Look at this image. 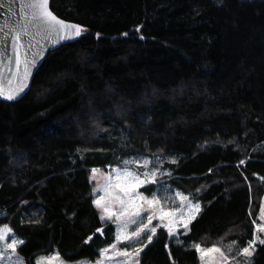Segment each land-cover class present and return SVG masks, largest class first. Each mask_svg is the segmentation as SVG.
<instances>
[{
  "label": "trees",
  "instance_id": "1",
  "mask_svg": "<svg viewBox=\"0 0 264 264\" xmlns=\"http://www.w3.org/2000/svg\"><path fill=\"white\" fill-rule=\"evenodd\" d=\"M50 7L84 31L45 55L21 98L0 99V225L24 242L18 254L97 259L114 230L93 203L91 168L140 154L164 158L163 179L201 210L179 242L158 228L139 264H200L191 242L231 245L237 259L264 196V0ZM240 264H264V244Z\"/></svg>",
  "mask_w": 264,
  "mask_h": 264
},
{
  "label": "snow or ice",
  "instance_id": "2",
  "mask_svg": "<svg viewBox=\"0 0 264 264\" xmlns=\"http://www.w3.org/2000/svg\"><path fill=\"white\" fill-rule=\"evenodd\" d=\"M25 7L30 9V21L29 23H34L35 26L41 30L45 36L51 38L52 36H57L60 39H74L79 37L84 31L83 27L79 24L70 23L63 19L58 18L50 9H49V0H25ZM29 35L28 26L27 24L21 26L15 31V35L13 36V40L16 41V48H17V70H19V65L21 63L24 64V76L25 78L30 74V65H34L36 63L35 58L31 61L27 59V54H25V59L21 61L20 53L18 51L19 48H23L24 45L20 44L19 41L21 40V35ZM99 35V34H97ZM126 35V34H125ZM3 54L0 53V56ZM9 87L6 89L2 80H0V97H3L7 100H14L20 92L23 91L24 85H18L17 87H11L12 81H8ZM135 163L139 164V161H134ZM125 165L129 163V161H124ZM175 163V161H173ZM243 163V161H241ZM149 164L148 160H145L143 163L144 167H147ZM93 173L92 179H95V173L99 171L98 169H92ZM156 169L152 170L151 172H144L141 178V174L134 173L130 171L127 167L124 169H115L116 172V181L115 185H106L105 186V193L106 196H101L98 199L94 200L95 205L97 208L101 209L103 215H101L100 219L103 221L105 216L109 219L112 217L116 218L117 222V236L116 239L118 242L125 241V242H133V241H140L141 236L144 235L145 239L149 243L152 242L153 236L156 235V227L149 228L148 226L152 223V220L156 218V211L159 212V219L163 222L167 220V223L163 224V227L167 229L169 237H172L177 231V224L182 223L184 229H188L189 224L192 220L195 219L196 215L200 212V204L193 203L187 196H184L182 193H176L177 196L180 197L181 201H188L187 205V217L184 216L183 211L181 208L184 206L182 205L181 208L176 210H169L165 211L164 208L160 205L159 199L155 194L151 200L147 197L143 196L142 194L137 193L136 196L131 195L136 188L144 185L148 182L149 177H151V182L156 183ZM118 189L119 193H116L115 190ZM94 191H96L94 189ZM122 194V195H121ZM137 200L145 201L150 207L156 206L154 208L153 214L148 217L147 224H139L137 228L132 231L128 232L127 228L129 224H137V220L134 217H140L141 211L143 210V205L137 203ZM118 202L120 204V211L114 212L112 210V203ZM180 212L179 217L177 216V212ZM261 219L264 220V208L261 209ZM256 224V221H253ZM257 231L259 233H264V224H256ZM97 232H101L102 229H96ZM12 232V229L8 225H4L0 228V241H6L9 238V234ZM150 233V234H146ZM89 240L92 237L88 238ZM259 242L260 244H264V237L261 235H255L254 239L248 241V246L244 247L241 250V254L250 257L255 250L256 243ZM22 240L12 239L11 243L7 244V247L12 249L13 252L16 251L18 244H23ZM235 243V242H233ZM112 249L116 251L117 245H111ZM167 247V245H165ZM196 250L201 254V259L203 260L205 257H210L209 264H220L213 255L214 253H219L224 260L227 259L224 252L217 246H213L211 248L201 247L200 244H194ZM142 251V249H141ZM108 249L102 250V255H106ZM117 255L130 257L132 253H129L127 248L122 250L116 251ZM136 255L139 254L137 251ZM169 256H171V252H169ZM111 259V257H108ZM63 264L60 261L59 254H55L53 256H49L46 258H42L37 264ZM97 264H103V261H98ZM175 264V262H173Z\"/></svg>",
  "mask_w": 264,
  "mask_h": 264
},
{
  "label": "rangeland",
  "instance_id": "3",
  "mask_svg": "<svg viewBox=\"0 0 264 264\" xmlns=\"http://www.w3.org/2000/svg\"><path fill=\"white\" fill-rule=\"evenodd\" d=\"M145 160L149 161V164L147 167L143 166V163ZM164 160H165L164 158H161L158 156H148V155L137 154V155H133V156H129V157L125 158L124 160L121 161V163L119 165H110V166H106V168H98V167L91 168V170L92 169H98L99 170L95 173V179L94 180L92 179V176H93L92 171L90 174V180L93 183V191H92L93 203H94L95 199H98L101 196H106V193L104 191L106 185H109V184L115 185L117 183V181L115 179V177H116L115 169H117V168L124 169L125 167H127L130 171H132L134 173L141 174L142 179L144 178L142 176V174L144 172H151L152 170L156 169L158 171H157L155 179H156V185H158V186H157V188L153 194H155L157 196V198L159 199V202H160L159 206H162L165 211H169V210H176L178 208H181V206L183 205L184 207L181 208V210L183 211L184 216L187 217V215H188V212H187L188 201H181L180 197L177 196L176 193H182L184 196H187L189 198V200H191L193 203H197V201L193 200L191 197H189V195L181 192L180 190L173 188L169 183H167L166 179H163L166 175L169 174V170L162 166ZM167 160L173 161L174 159L171 157H167ZM124 161H129V163L127 165H125ZM134 161H139V164L135 163ZM151 183H152L151 177H149L148 182H146L144 185L140 186L139 188H136L135 191L131 195L136 196V194L139 193V194H142L143 196H145L140 191V188L143 186H146L148 184H151ZM94 189L96 191H94ZM115 192L119 193V190L116 189ZM153 194L146 195L145 197H147L149 200H151L153 197ZM136 202L143 205V210L141 211L140 217H134L137 220V224H129L128 225V228H127L128 232L134 231L137 228V226L141 223L147 224L148 223V217L153 214L154 208L156 207V206L150 207L145 201H142V200H137ZM94 205H95V203H94ZM95 207L98 210L99 215L101 217V215H103L102 210L97 208L96 205H95ZM262 208H264V196L262 198L260 210H259V214H258V218H259L260 222H258L256 224H264V220L261 219V209ZM112 210L114 212L118 213L120 211V204L118 202H113L112 203ZM155 215H156V218L152 220V223L148 227L149 228L156 227V231L158 228L161 227L167 231V229L163 227V224L167 223V220L162 222L159 219L158 210L156 211ZM179 215H180V212L178 211L177 216L179 217ZM102 222L103 223H109L112 225L113 230H114L113 241L111 243L103 245L100 248L99 256L97 257V259H95V260H84L83 259V260H79V261H75V262H69V261H65L64 259H62L57 250H52L50 252L40 253L39 255H37L35 260H34L35 264H37V262L40 261L42 258L53 256L57 253L59 254L60 261L63 262V264H97L98 261H103V264H139V254L141 253V249L143 250V248L146 246V244L149 243L147 241V239H145L144 235L141 236V240L138 242L137 241H133V242L120 241V242H118L116 239V236H117L116 218L112 217L111 219H109L107 216H105V219ZM4 225H6V224L0 225V228H2ZM186 231H187V229L183 228L182 223L177 224V231L172 237H175V241L179 242L180 240L178 239V236H179L180 232H186ZM146 234H150V233L146 232ZM255 235H261L262 237H264V233H259L257 231L256 225H255ZM12 239L22 240L21 238H19V236H17L12 231L9 234L8 240L0 241V264H26L24 259L20 256V254H18L17 248H16V251L13 252L12 249L7 247V244L11 243ZM113 244L117 245L116 251L127 248L129 253H132V255L130 257L117 255L116 251H114L111 247V245H113ZM194 244H199V243H197V242L196 243L195 242L190 243V245L193 248H195ZM18 245H20V244H18ZM230 246L231 245H228V246H220L219 245V246H217L224 252L225 256L227 257V259L224 260V258L221 257L219 253H214L213 255L215 256L216 260L218 262H220V264H240L241 261H243V260L246 261L248 258L251 257V256L246 257V256L242 255L240 252L237 256V259L235 257L229 258L228 252H229V250H231ZM106 248L108 249L107 254L102 255V250L106 249ZM209 248H211V247H209ZM137 251L139 252L138 255L135 254ZM197 253L199 256L200 264H209V260L211 259L210 257H205L202 260L201 254L198 251H197ZM108 257H111V259H109ZM58 264H60V262H58Z\"/></svg>",
  "mask_w": 264,
  "mask_h": 264
},
{
  "label": "water",
  "instance_id": "4",
  "mask_svg": "<svg viewBox=\"0 0 264 264\" xmlns=\"http://www.w3.org/2000/svg\"><path fill=\"white\" fill-rule=\"evenodd\" d=\"M24 4L25 0H0V53L3 54L0 56V80H2L6 89L9 87V80L12 81L11 87L13 88L18 85H24L23 91L20 92L14 100L21 98L28 91L37 69L40 67L45 55L50 50L78 38L60 39L57 36H52L51 38L45 36L34 23H29L31 19L30 9L25 7ZM49 9L52 11L50 0ZM55 15L58 18L63 19L57 14ZM63 20L78 24L74 21ZM25 24L28 26L29 35H21L19 43L24 45V47L18 49L20 59L23 61L25 59V54H27V59L29 61L33 58L36 60L34 65H30V74L26 78L24 76L23 63L19 65V70H17V42L13 40L15 31ZM0 99L5 98L0 97ZM98 228L102 229V227Z\"/></svg>",
  "mask_w": 264,
  "mask_h": 264
},
{
  "label": "flooded vegetation",
  "instance_id": "5",
  "mask_svg": "<svg viewBox=\"0 0 264 264\" xmlns=\"http://www.w3.org/2000/svg\"><path fill=\"white\" fill-rule=\"evenodd\" d=\"M99 233L101 234V232H99ZM101 235H102V237H104V236H103V232H102V234H101Z\"/></svg>",
  "mask_w": 264,
  "mask_h": 264
}]
</instances>
